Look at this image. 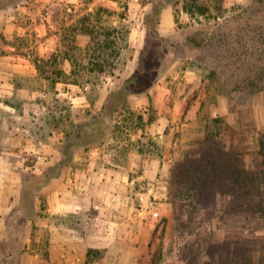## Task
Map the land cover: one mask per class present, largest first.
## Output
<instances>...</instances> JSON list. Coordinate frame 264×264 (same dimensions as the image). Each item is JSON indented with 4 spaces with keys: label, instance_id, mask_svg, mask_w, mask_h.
Returning a JSON list of instances; mask_svg holds the SVG:
<instances>
[{
    "label": "rangeland",
    "instance_id": "obj_1",
    "mask_svg": "<svg viewBox=\"0 0 264 264\" xmlns=\"http://www.w3.org/2000/svg\"><path fill=\"white\" fill-rule=\"evenodd\" d=\"M32 2L0 0V16ZM204 2L211 12L194 18L183 10L184 0L36 4V13L49 12L61 29L54 37L59 47L83 51L74 66L63 62L64 52L49 55L46 84L12 75L17 86L44 93L10 101L26 116L15 120L11 133L0 108V137L13 138L12 150L0 149V155L21 180L10 223L18 251L24 252L18 242L25 222L31 220L35 230L47 206L40 190L55 178L50 175H59L76 153L88 158L98 149L118 158L138 156L132 189L148 197L137 222L141 230L133 242L124 241L132 264H264V0ZM99 6L110 11L103 27H116L119 53L103 73H91L81 56L92 55L95 42L82 34L74 42L64 30ZM26 17L22 12L16 20L24 25ZM157 19L156 64L148 35ZM11 40L0 32L1 51ZM136 72L152 84L122 101L126 95L118 91ZM30 246L27 252L46 256V244ZM0 264L21 263L16 257Z\"/></svg>",
    "mask_w": 264,
    "mask_h": 264
},
{
    "label": "crops",
    "instance_id": "obj_2",
    "mask_svg": "<svg viewBox=\"0 0 264 264\" xmlns=\"http://www.w3.org/2000/svg\"><path fill=\"white\" fill-rule=\"evenodd\" d=\"M48 2L33 0L22 9L27 16L24 25L16 20L22 13H17L16 8L0 16V32L8 39L14 37L3 47L4 51L0 49V108L11 120L6 127L10 133L17 129L15 120L23 116L10 101L44 93L17 86L12 75H29L46 84V69L50 66L47 58L53 52L59 56L64 52L54 39L61 29L48 17L49 12L36 13L37 3L47 7ZM23 41L26 44H21ZM62 60L72 66L69 59ZM12 143L11 135L0 137V149L11 151ZM92 154L87 158L76 153L60 174L40 190L48 203L34 223L35 230L31 220L25 222L18 242L24 252L18 251L10 225L21 201V180L15 166L0 155V243L7 244L5 249L0 246V261L18 257L21 264H132V254H124V241L133 242L137 229L141 230L142 221L137 225L142 215L138 206L141 199L146 203L148 197L132 189L135 181L130 177L139 169L138 156L118 158L98 149ZM33 207L37 205L34 203ZM33 242L46 244V256L35 250L33 254L27 252ZM90 251H100L101 256L93 257Z\"/></svg>",
    "mask_w": 264,
    "mask_h": 264
},
{
    "label": "trees",
    "instance_id": "obj_3",
    "mask_svg": "<svg viewBox=\"0 0 264 264\" xmlns=\"http://www.w3.org/2000/svg\"><path fill=\"white\" fill-rule=\"evenodd\" d=\"M182 8L192 18L197 16H206L211 12L210 6L207 4V2H204V0H184ZM109 13L110 11H108L104 7H96L93 12L87 13L83 17H81L75 25L70 27L69 30H64L65 37L67 36V34H69V36H72V38L74 39V42L76 34L87 35L88 38L91 39V41L95 42L96 49H94V51L92 52L93 54L89 55V53H86L85 56H81L84 60L87 59V64L85 65V67H83L91 73H103L105 67L111 65L110 59L116 57L119 53L118 51H116V48L118 39H120V35L116 31V27L109 26L107 27V30L104 31V29L106 28L103 27V17L105 14ZM158 25L159 21L157 19L155 27L153 29L154 32H152L151 35H148V37L150 39L153 38L155 42L153 47H151L152 49L150 50V55L153 57V62H155L156 64L159 60L158 51L160 45L159 41L161 39L157 33ZM101 31H103L104 33H101ZM100 35H103V38H101ZM65 37L64 42H67ZM78 49L79 48L76 45H72L64 51V58L69 59L72 63V66H74L73 64H75L77 56L80 55L83 51L81 49ZM105 55L108 58H105ZM155 65H152V70H154ZM157 77L158 75L155 77V79ZM152 82H154V80ZM151 84L146 85L143 79L140 80L139 74L136 72L130 79H128L124 83L123 87L118 92H124L126 96L122 99V101H125L128 93L132 94L144 92L148 89V87H150ZM103 108L105 109L106 105H104ZM261 147L262 150H264V140L261 141ZM65 163L67 162H62V164L60 165V169L63 165H65ZM57 175L58 173H55L53 175H50V177H56Z\"/></svg>",
    "mask_w": 264,
    "mask_h": 264
},
{
    "label": "built area",
    "instance_id": "obj_4",
    "mask_svg": "<svg viewBox=\"0 0 264 264\" xmlns=\"http://www.w3.org/2000/svg\"><path fill=\"white\" fill-rule=\"evenodd\" d=\"M142 201H143V199H141L140 207H138V210H139L141 213L144 212L143 205H142ZM153 215L156 217V216H157V213L155 212Z\"/></svg>",
    "mask_w": 264,
    "mask_h": 264
}]
</instances>
